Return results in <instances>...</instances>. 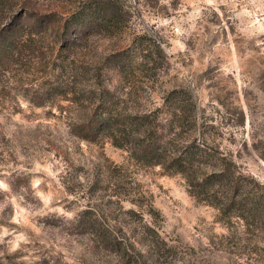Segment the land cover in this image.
Instances as JSON below:
<instances>
[{"label": "rangeland", "instance_id": "374dc122", "mask_svg": "<svg viewBox=\"0 0 264 264\" xmlns=\"http://www.w3.org/2000/svg\"><path fill=\"white\" fill-rule=\"evenodd\" d=\"M80 1L0 0V28ZM126 1L120 34L60 53L35 32L36 50L0 67V264H264L263 224L221 219L183 175L78 134L102 97L165 122L169 93L189 92L195 115L166 135L220 148L264 187V0ZM141 34L162 41L157 74L105 64Z\"/></svg>", "mask_w": 264, "mask_h": 264}, {"label": "trees", "instance_id": "16d2710c", "mask_svg": "<svg viewBox=\"0 0 264 264\" xmlns=\"http://www.w3.org/2000/svg\"><path fill=\"white\" fill-rule=\"evenodd\" d=\"M129 18L126 0L80 1L67 15L27 14L25 22L22 18L12 20L0 28V67L18 63L22 52L35 51L37 44L31 39L35 32L37 35L51 33L53 44L60 46V53H67L87 44L94 36L120 34ZM164 62L162 41L141 34L129 48L110 55L105 64L128 78L148 70L157 74ZM102 98L103 113L89 118L78 131L79 137L88 142H97L100 138L111 140L116 147L129 150L144 165L161 167L168 175H183L189 194L198 202L214 207L221 219L237 217L246 225H264V187L260 183L237 170V165L220 148L209 143H173L166 135L184 127L191 122V115H195L196 104L189 92L169 93L165 101L170 118L165 122L159 110L128 114L119 112L110 97Z\"/></svg>", "mask_w": 264, "mask_h": 264}]
</instances>
